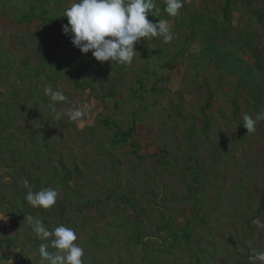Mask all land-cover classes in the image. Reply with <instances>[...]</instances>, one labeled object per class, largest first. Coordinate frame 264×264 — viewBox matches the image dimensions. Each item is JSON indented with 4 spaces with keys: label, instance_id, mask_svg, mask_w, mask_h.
<instances>
[{
    "label": "rangeland",
    "instance_id": "rangeland-1",
    "mask_svg": "<svg viewBox=\"0 0 264 264\" xmlns=\"http://www.w3.org/2000/svg\"><path fill=\"white\" fill-rule=\"evenodd\" d=\"M49 1L0 0V239L17 235L0 264H42L28 215L74 229L84 264H264L254 259L264 252V119L248 135L242 126V115H264V0H238L228 20L225 0H183L176 17L153 0L160 15L148 19L167 20L173 39L142 38L125 65L82 54L62 32L73 0ZM30 8L36 18L19 25ZM42 8L55 25L37 18ZM51 52L67 64L61 75ZM79 64L94 94L75 89ZM106 120L135 127L132 138L114 145ZM24 180L55 189L56 204L28 205Z\"/></svg>",
    "mask_w": 264,
    "mask_h": 264
},
{
    "label": "clouds",
    "instance_id": "clouds-1",
    "mask_svg": "<svg viewBox=\"0 0 264 264\" xmlns=\"http://www.w3.org/2000/svg\"><path fill=\"white\" fill-rule=\"evenodd\" d=\"M165 5L166 13L176 17L183 7V0H165ZM149 15H160L153 0H73L63 13L68 23L62 26V32L70 36L71 43L82 54L91 52L98 62L131 64L137 53L135 45L142 38L162 37L165 43L173 39L168 21L159 19L158 23H153L148 19ZM45 91L51 94L54 103L65 99L60 92ZM60 115L57 114L58 118ZM67 115L76 121L81 112L69 109ZM261 119L264 115L257 114L255 119L242 115V126L247 135L256 131V122ZM23 184L28 188L24 199L31 207L47 210L56 204L59 193L55 189L33 191L28 180ZM24 221L30 224L38 239L45 241L39 245L42 264H84V249L76 243L78 237L74 229L60 225L49 230L42 220L31 215L25 216ZM49 248L55 251H49ZM254 259L264 262V252L258 253ZM8 264H13L12 259Z\"/></svg>",
    "mask_w": 264,
    "mask_h": 264
},
{
    "label": "trees",
    "instance_id": "trees-1",
    "mask_svg": "<svg viewBox=\"0 0 264 264\" xmlns=\"http://www.w3.org/2000/svg\"><path fill=\"white\" fill-rule=\"evenodd\" d=\"M41 1H42L43 5L50 2L49 0H41ZM237 1L238 0H225L224 4H223V6H222V8L220 10L222 15H223L224 20H228L229 11H230L232 5L234 3H236ZM241 1H243V0H241ZM33 11H34L33 8H30V11H29L28 14H23L19 18H17V23L19 25L29 24L33 19L36 18V15L33 13ZM49 13H50L49 10H47L45 8H42L40 10V13H39L37 18L43 20L44 23H51V24L55 25V22H53V20L50 18ZM55 28H56V26H54V29ZM50 54L57 58V65H58V69L60 71L59 75L63 74L64 73L63 68L66 67L67 64L63 61L62 56L52 54V52ZM153 54L158 56V55H160V52L155 51V52H153ZM46 60L47 59L44 57L43 58V65L46 64L45 63ZM79 66H80V70L73 69V72L75 74V89L79 90L81 92L90 90L91 94H94V89L91 86L86 85V82H85V80L83 78V73L85 71L84 68L82 67L81 64H79ZM114 95H115V92L112 91L111 96H114ZM99 100L104 101L105 98L101 96ZM207 108H209V104H207ZM101 123L104 126H106V127L113 126L114 128L117 129V132L114 134V138H116V139H115V141L113 143L116 146H119L121 144H125L129 139L132 138V135H133V133L135 131V127H132L128 131L123 132L122 129L116 123H114V122H112L110 120L102 121ZM208 129H209V120H208V118H206L204 131L206 132ZM63 180L67 181L68 177L66 175H64ZM59 204H60V202H59ZM87 204H88V206L89 205L94 206L91 203H87ZM15 205H17V203ZM59 206H60L59 207L60 208L59 209V214L61 216H63L64 210H66L68 208V205L66 203H62ZM83 207L84 208L82 210H87L86 206H83ZM261 208H262V211H264V195L261 196ZM73 211H77L78 212V211H81V209H73ZM14 216L15 215L11 216V218L14 219L13 224L15 226L20 225V221L17 219V215L15 216V218H14ZM1 235L2 236H6L5 233H2ZM16 238H17V235L14 238L7 237L6 239H0V249L5 245V243L8 244L12 249L13 248L17 249V247L14 245ZM182 238L184 240H189L190 239V234L188 233V229H186V230H184L182 232ZM133 239L140 246L144 243V240L142 239V234L138 230H137L136 237L134 236ZM172 239L175 240L174 242H176V243L178 242V238L176 236L173 235ZM3 258L6 259L7 257L4 256ZM155 264H158V263H155Z\"/></svg>",
    "mask_w": 264,
    "mask_h": 264
}]
</instances>
